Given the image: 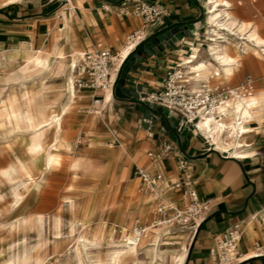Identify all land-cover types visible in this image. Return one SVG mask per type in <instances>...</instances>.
<instances>
[{
	"label": "crops",
	"instance_id": "crops-1",
	"mask_svg": "<svg viewBox=\"0 0 264 264\" xmlns=\"http://www.w3.org/2000/svg\"><path fill=\"white\" fill-rule=\"evenodd\" d=\"M137 1L158 3L164 8L165 13L159 21L145 28L147 37L155 36L174 24L194 25L193 32L187 35L181 32V37L173 45L151 56L143 55L136 69L128 67L127 87H139L141 96L159 91L166 72L183 63L192 48L201 49L204 45L205 0H0V54L14 46L29 49L33 45L48 51L50 33L54 29L70 35L71 43L65 45L68 51L75 46L82 54L98 48L120 52L126 35L141 26L140 18L126 13ZM227 1L231 4L229 11L238 22H255L264 34V0ZM234 2L235 7L232 5ZM244 74L263 75L264 58L244 56L234 70L231 84L241 83ZM191 76L194 79L193 73ZM260 79L262 83L258 90L264 88V76ZM96 92L100 91H79L84 99L93 98ZM140 107L141 104L133 98L112 97L106 117L111 137L104 140L113 144L104 150L100 145L89 147L98 153L91 158V165L110 163L109 172L103 177L101 170L90 169L91 184L110 193L107 199L110 195L114 199L121 196L129 206L137 204L132 215L137 214L141 222L145 221L154 204L166 201L181 204V194L188 186L195 188L199 199L208 200L209 210L194 230L178 226L158 230L155 241L158 249L153 248L157 260L159 251L166 254L168 262L171 255L185 247L183 264H213L215 237L221 231L236 226L241 231L238 250L245 257L238 264H264V256L247 255L256 244L264 245V151H258L247 159L225 155L213 146L209 147L196 131L182 127L175 115L164 117L166 123H161L159 115L154 121L157 126L164 124L168 128L173 123L171 132L161 133L156 126L146 129L144 111ZM163 142L169 143L172 149L162 152ZM253 144V148L261 149ZM148 152L158 155V159ZM182 157L187 159L183 168L179 166ZM138 170L151 176L159 173L161 178L156 187L145 188ZM103 183L106 189L98 187ZM145 189L154 192L151 201L146 199L147 195L140 197ZM151 243L154 242L143 247Z\"/></svg>",
	"mask_w": 264,
	"mask_h": 264
},
{
	"label": "rangeland",
	"instance_id": "rangeland-1",
	"mask_svg": "<svg viewBox=\"0 0 264 264\" xmlns=\"http://www.w3.org/2000/svg\"><path fill=\"white\" fill-rule=\"evenodd\" d=\"M232 5L235 7L236 3ZM253 24L259 28L264 38L259 25L254 22L248 26ZM248 30L249 28L245 32ZM202 43L210 44L212 48L222 44L218 36L212 37L205 31L202 34ZM227 47L229 54L234 56L233 47L231 45ZM203 51L201 47V52ZM250 55L264 58L262 49L257 48L255 51L249 50L244 53L240 63L244 56L248 58ZM19 62L21 61L9 58L6 52L0 57V101L8 95L13 98L24 126L23 118L31 111L25 104V93H30L33 108L38 112L47 110L48 107L59 109L66 103L64 76L68 68L55 76L46 77L43 74L22 72L23 64ZM239 65L230 67L220 76L213 72V75H216L213 81L223 85H239L240 83L231 84L234 70ZM245 75L247 74L242 76L241 81ZM249 75L255 81L253 95L263 91L264 88L258 90V85H261L260 78L264 74ZM84 100L86 101L77 105L69 117L65 143H61L62 147L59 149V162L51 170L45 171L34 185L28 184L27 177L19 170L17 172L11 170L16 163L15 158L27 157L23 143L32 141V132L22 129L19 131L20 134H8V126L0 119V264H161L155 256L158 249V243L155 242L139 249L135 257L129 256L119 262L114 260L120 245L115 239L106 236V228L109 226L111 229H119V219L116 216L121 211L127 213L124 222L128 223L131 229L150 224L158 204H154L148 210L145 221L141 222L138 221L137 214L132 215L137 209V204L135 207L129 206V202L122 201L121 196L112 199L110 195L107 199L106 196L110 193L98 190L91 184L90 169L96 170L98 165L92 166L90 160L98 153L91 151L89 147L100 145L99 147L104 150L108 148V144L105 140L93 142L90 139L86 130L87 121L83 116L90 114V107L99 109V106L94 107L93 98ZM96 128V134H101L102 124ZM246 139L261 148H255L257 152L264 151V133H250ZM72 143L76 146L71 147ZM109 165L110 163L104 164L103 166H106L104 170L98 169L101 170L103 177L108 174ZM144 184L147 188L148 185ZM98 187L106 189L104 183ZM34 190L36 195L32 196ZM149 193L153 191L142 192L140 197ZM17 194L23 196V199L15 202ZM112 202L116 203L115 208H118L115 212L111 211ZM84 205L85 215L82 223L79 219L82 217L81 208ZM156 228L161 229L159 226ZM77 243H80L83 262L78 259ZM4 249L6 255L2 253ZM5 258H8L10 263ZM166 264H170V259Z\"/></svg>",
	"mask_w": 264,
	"mask_h": 264
},
{
	"label": "bare ground",
	"instance_id": "bare-ground-1",
	"mask_svg": "<svg viewBox=\"0 0 264 264\" xmlns=\"http://www.w3.org/2000/svg\"><path fill=\"white\" fill-rule=\"evenodd\" d=\"M205 2L207 4L205 32L212 37L218 36L222 44L213 48L210 44L202 45L203 52H201V49L192 48L190 56L184 60V66L190 73L194 74L193 77L196 79L193 83L195 88H198V80L208 79L213 72L220 76L230 67L238 66L242 55L249 50L255 51L257 48H261L264 52V38L261 36L259 28L254 24L248 26L244 22H238L229 11L231 7L229 1L205 0ZM247 28L249 30L245 32ZM50 41L48 51H42L39 47L36 48L33 45L29 49H20L14 46L5 51L9 58L21 61L19 63L23 64L22 72L24 73H37L52 77L68 68L64 76L66 103L59 109L48 107L47 110L40 109L41 111L38 112L33 108V99L30 93H25V104L31 111L24 118L22 117L24 126L21 123V114L15 106L13 98L8 95L0 101V119L8 126V134H20L19 131H22V129L32 132V141L23 143L27 157L15 158L16 163L11 167V170L22 172L27 177L28 184L33 185L45 171L51 170L59 162V149L62 147L61 143H65L69 117L77 105H80L82 101H86L79 96V91H76L73 86L74 67L80 61L82 52L75 46H72V49L68 51L65 45L71 43L70 35L68 33L61 34L58 29H54L50 33ZM228 45L233 47L234 56L229 54ZM132 49V46L126 45L117 55L115 67L110 72L112 80L115 78L116 70L120 68ZM1 56L2 54H0ZM94 94L96 95L93 97V105L95 108L99 106V109L90 107V114L83 116L87 121L86 130L89 132L90 139L93 142L104 140L105 137H111V129L108 128L106 117L109 113L111 99L114 97L110 87ZM94 99L98 102L95 103ZM214 110L222 111L224 116L217 120L212 114H201L200 119L197 121L200 137L210 143L213 146L212 148L225 155L237 159L253 157L257 150L247 141L246 136L250 133H264V90L248 98L230 97L225 100L224 104L219 105ZM98 123L103 126V128H100L101 134H96V127L99 128ZM106 143L109 146L113 144L110 141H106ZM97 169L104 170L106 166L98 165ZM146 191L148 190L144 192ZM153 193H149L146 199L151 201L154 196ZM35 195L36 190L32 192V196ZM22 197L17 194L14 201L22 200ZM113 197L112 195L111 198L113 199ZM115 207L116 203H113V208H110L112 212L118 209ZM81 213L82 217L79 221L83 223L85 205L81 208ZM126 215L127 213L123 211L118 216L115 215L119 219L118 230L116 228L111 229L109 226L105 230L106 236L115 239L120 245L114 257L115 262H119L129 256L135 257L139 249L146 243L155 242L158 238L159 229L152 223L143 226L144 232L141 236L135 235L133 229H131L132 227L124 222ZM76 250L79 261L83 262L80 243H77ZM2 253L6 255V249L2 250ZM251 253L253 251L247 255H251ZM185 255V247H182L178 253L171 255L170 264H183ZM157 257L161 264L167 263L165 253L159 251ZM5 259L9 262L8 258Z\"/></svg>",
	"mask_w": 264,
	"mask_h": 264
},
{
	"label": "built area",
	"instance_id": "built-area-1",
	"mask_svg": "<svg viewBox=\"0 0 264 264\" xmlns=\"http://www.w3.org/2000/svg\"><path fill=\"white\" fill-rule=\"evenodd\" d=\"M61 1L63 2L64 0ZM126 13L141 19L140 28L127 34L124 40V46L130 45L133 47L129 53L131 54L147 37L145 28L159 21L165 12L161 4L137 1L132 9ZM118 54L119 52H113L109 48H98L84 52L80 61L74 67L73 86L75 90L103 91L108 87L113 90L120 68L116 70L113 80L110 72L115 67ZM214 76L216 75H211L208 79L199 80L198 88H195L193 84L195 81L191 73L186 71L184 63H180L177 67L171 68L166 72L159 91L145 94L139 99L142 102L146 101L159 108L171 111L173 115L179 118L182 127L191 128L200 134L197 121L200 119L201 114H212L218 120L224 114L222 111L218 112L214 109L224 104L225 100L230 97L248 98L254 94L255 81L249 74L245 75L241 83L235 87L215 83L213 81ZM94 102L97 103L98 101L94 99ZM158 118L153 113L149 119L144 118V127L152 129L156 126L155 128L160 130L161 133H166L169 129L166 125L160 124L157 126L154 124V121ZM205 142L209 147L212 146L207 141ZM171 149L169 143H162V152H167ZM148 155L156 159L159 157L158 155H152L150 152H148ZM186 164L187 159L185 157L180 158L179 166L183 168ZM138 174L150 188L156 187L157 181L161 178L159 173L156 176H151L142 170H138ZM176 186L178 187V185ZM181 198V204L172 201L159 203L151 223L162 229L178 226L194 230L201 218L209 210L208 200L199 199L197 191L192 186H188L183 190ZM133 232L135 235L141 236L144 228L135 226ZM240 236V229L233 226L221 231L215 237L213 264H238L244 260L245 257L238 250ZM263 250L264 245L256 244L250 256H264Z\"/></svg>",
	"mask_w": 264,
	"mask_h": 264
},
{
	"label": "water",
	"instance_id": "water-1",
	"mask_svg": "<svg viewBox=\"0 0 264 264\" xmlns=\"http://www.w3.org/2000/svg\"><path fill=\"white\" fill-rule=\"evenodd\" d=\"M191 31H194L193 24H174L162 30L155 36L146 37L144 41L139 45V47H137L135 51H133V53L127 58L124 67L121 70L119 69L112 90L114 98L135 99L141 104L140 108L142 111H144L145 119H149L152 113L161 117V123L165 122L164 117H172L173 113L171 111H168L165 108H159L146 101H140L139 98L144 96L140 95L141 89L139 87H127V70L128 67L136 69L138 64L142 60L143 55L151 56L154 52L162 51L164 48L173 45V42L181 37V32H186L187 35L190 34ZM172 128L173 123H170L168 131L171 132Z\"/></svg>",
	"mask_w": 264,
	"mask_h": 264
},
{
	"label": "trees",
	"instance_id": "trees-1",
	"mask_svg": "<svg viewBox=\"0 0 264 264\" xmlns=\"http://www.w3.org/2000/svg\"><path fill=\"white\" fill-rule=\"evenodd\" d=\"M138 47H139V46H138ZM131 54H132V53H131ZM131 54H128V56L126 57V59L122 62L121 66H120V70L124 67L127 58H128Z\"/></svg>",
	"mask_w": 264,
	"mask_h": 264
}]
</instances>
